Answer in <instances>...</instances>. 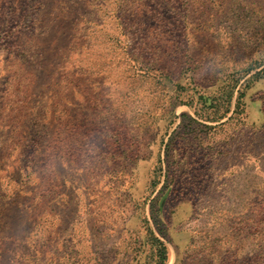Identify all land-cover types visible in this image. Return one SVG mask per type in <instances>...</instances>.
<instances>
[{"label":"rangeland","instance_id":"rangeland-1","mask_svg":"<svg viewBox=\"0 0 264 264\" xmlns=\"http://www.w3.org/2000/svg\"><path fill=\"white\" fill-rule=\"evenodd\" d=\"M261 68L264 0H0V264H264Z\"/></svg>","mask_w":264,"mask_h":264},{"label":"trees","instance_id":"trees-1","mask_svg":"<svg viewBox=\"0 0 264 264\" xmlns=\"http://www.w3.org/2000/svg\"><path fill=\"white\" fill-rule=\"evenodd\" d=\"M261 66V65H259ZM257 66V67H259ZM254 68H252L251 70H249L247 73L251 72ZM264 76V68H261L260 70L256 71L255 73L251 74L249 78H247L246 82H249L250 80H254V79H259L261 77ZM237 84L238 82H236L234 85H232L225 93V97H226V103H224L225 105L217 106L218 102L216 101L217 96L216 95H210V94H206L204 92H199V94L197 95L196 101L193 102V100H181L178 102V104H185V105H189L194 112V115H196L197 117H200L202 119H205L206 121L209 122H217L222 120L223 118L227 117L230 110H231V105H232V101H233V97H234V93L235 91L238 92L237 95V100H236V107L239 108L238 111H242L243 109L240 108L241 107V103H242V98L245 95V92L242 90V88H237ZM212 108L213 112L216 113V115L212 116L211 112L208 111H204V109H210ZM218 113V114H217ZM183 120H188L190 123H194L199 125L198 127V131L196 132V136L199 137V139H202L203 136H210V137H214L215 134L219 131H223L224 127L228 122H221L220 127L219 126H212L210 124H205V123H201L200 121H198L196 118L193 117L192 114L189 113H182L181 114ZM232 116H230L229 118H231ZM195 131V128H191L190 132ZM170 142H172V138L170 139ZM166 153L169 154L170 151V145L169 143L166 146ZM160 164V161H159ZM157 169L161 172L162 171V167L161 165H159L157 167ZM159 180H154L153 181V186H156L158 184ZM156 219V216H153ZM160 229V228H159ZM161 231V230H160ZM153 242L155 245L159 246L160 248L156 251V257H159L161 254V262L163 264L167 263V259H168V247L166 245V243L161 240L158 236L153 235ZM155 251V250H154Z\"/></svg>","mask_w":264,"mask_h":264}]
</instances>
